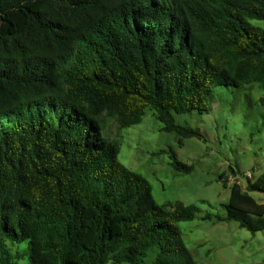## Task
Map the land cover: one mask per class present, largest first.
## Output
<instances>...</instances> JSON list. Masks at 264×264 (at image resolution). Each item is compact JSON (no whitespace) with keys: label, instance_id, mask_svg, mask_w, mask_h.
I'll return each mask as SVG.
<instances>
[{"label":"trees","instance_id":"16d2710c","mask_svg":"<svg viewBox=\"0 0 264 264\" xmlns=\"http://www.w3.org/2000/svg\"><path fill=\"white\" fill-rule=\"evenodd\" d=\"M253 20L264 0H0V264L22 242L30 264H199L180 229L199 208L159 205L105 131L150 109L179 144L201 139L175 115L208 113L215 88L264 85ZM246 178L264 194V171ZM226 209L219 222L264 230L240 184Z\"/></svg>","mask_w":264,"mask_h":264},{"label":"rangeland","instance_id":"374dc122","mask_svg":"<svg viewBox=\"0 0 264 264\" xmlns=\"http://www.w3.org/2000/svg\"><path fill=\"white\" fill-rule=\"evenodd\" d=\"M252 23L264 29V21ZM209 107L208 113L175 115L178 124L202 135L184 139L182 145L178 134L161 130L163 124L150 109L130 128L119 130L110 120L105 136L120 142V162L149 181L159 205L168 210L177 203L199 208L195 219L180 223L185 244L199 264H264V230L252 233L235 221L216 219L227 215L234 183L264 204L263 193L246 189V176L256 179L264 171V85L215 88ZM171 151L193 171H176ZM222 173L227 186L219 181ZM19 250L18 264H30L25 242Z\"/></svg>","mask_w":264,"mask_h":264}]
</instances>
